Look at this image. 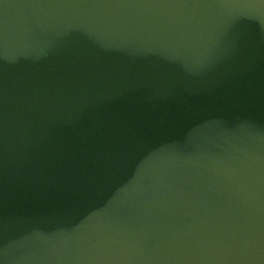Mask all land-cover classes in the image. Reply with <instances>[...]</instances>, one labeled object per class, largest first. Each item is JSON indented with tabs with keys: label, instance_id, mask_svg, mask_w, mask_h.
Here are the masks:
<instances>
[{
	"label": "water",
	"instance_id": "obj_1",
	"mask_svg": "<svg viewBox=\"0 0 264 264\" xmlns=\"http://www.w3.org/2000/svg\"><path fill=\"white\" fill-rule=\"evenodd\" d=\"M0 264H264V0H0Z\"/></svg>",
	"mask_w": 264,
	"mask_h": 264
}]
</instances>
